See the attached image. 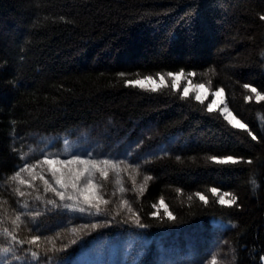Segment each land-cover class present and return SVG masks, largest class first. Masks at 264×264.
<instances>
[{
  "label": "trees",
  "instance_id": "16d2710c",
  "mask_svg": "<svg viewBox=\"0 0 264 264\" xmlns=\"http://www.w3.org/2000/svg\"><path fill=\"white\" fill-rule=\"evenodd\" d=\"M261 16L264 0H0V233L23 242L0 234V264H70L129 234L156 239L134 264H264V99L244 87L264 95ZM180 72L223 89L246 129L180 89L129 83ZM78 131L115 159L132 154L121 183L103 182L99 211L46 191L47 174L12 179L28 146ZM228 156L238 162L209 159ZM212 187L236 205L218 204Z\"/></svg>",
  "mask_w": 264,
  "mask_h": 264
},
{
  "label": "rangeland",
  "instance_id": "374dc122",
  "mask_svg": "<svg viewBox=\"0 0 264 264\" xmlns=\"http://www.w3.org/2000/svg\"><path fill=\"white\" fill-rule=\"evenodd\" d=\"M181 73V72H180ZM183 73V72H182ZM178 74V73H172ZM160 76H153L152 81H146V78L139 79L141 81H145L144 87L156 89L164 87V86H172L175 84V89L182 90L184 94V88H188V95L196 97L197 94L201 96V102H206L207 107L209 105L212 106V111H220L224 116H227L228 113L224 112V108L227 107L228 111L234 116L237 120L241 121L228 107L226 103L225 92L223 91L221 95L216 96L215 92L220 89L213 90L205 83H196L192 79V75L185 74L180 77L179 80H173L169 74L163 75L164 82H160ZM204 84L205 88L197 91L196 85ZM242 122V121H241ZM243 123V122H242ZM91 134V132H90ZM15 146L16 144H22V140L14 139ZM95 140L89 135L88 132L78 131L74 135L67 134L53 139H44L38 143V146H28L29 151L24 153V167L29 165H38L35 168V176L47 174L48 178L53 181V185L59 191H65L61 189L59 185L55 183V179L53 178L51 171L49 170L48 165L43 164L42 161L46 156L59 157L60 159H68L74 156H78L81 159H94V160H104L109 159L116 163L119 166V171L113 168H108V176L102 177L99 172H95L92 177L93 183L98 187L89 191V196H100L101 186L103 182L108 180V178L115 177V180L118 183H121V178L125 172L129 171V166L127 164H123L126 161V156L131 157L132 154L127 153L120 160L115 159L112 151L108 150H96L94 146ZM123 147V146H122ZM125 147V146H124ZM114 154V155H113ZM125 154V153H124ZM53 167H56L55 165ZM75 167V166H74ZM82 167V166H80ZM24 176L30 175L27 172L23 173ZM87 178V174L85 177L81 178L80 186L82 187ZM120 185V184H119ZM65 195H77L71 188H68L65 192ZM80 199L83 200L81 197ZM97 200H94L95 203ZM213 226L215 228H224L228 227L229 224L223 223L219 220L213 221ZM156 242V239L148 238L145 236L137 235V234H129L124 237L117 238H103L95 243L90 244L83 248L71 261L70 264H134L137 263L140 258L148 251L153 243ZM164 244L166 245V241H162L161 239L157 240V247L165 249ZM167 246V245H166ZM178 248V246H176ZM181 255L179 261H186L188 248H181ZM179 250L174 251L175 253L180 252ZM172 260V259H171ZM162 261V260H160Z\"/></svg>",
  "mask_w": 264,
  "mask_h": 264
},
{
  "label": "snow or ice",
  "instance_id": "6c2138e0",
  "mask_svg": "<svg viewBox=\"0 0 264 264\" xmlns=\"http://www.w3.org/2000/svg\"><path fill=\"white\" fill-rule=\"evenodd\" d=\"M260 19L264 20V16H261ZM184 75V73H178V74H172L169 73V76H171L173 78V80H179L180 77H182ZM189 75H195L194 73H190ZM146 81L148 82H153L151 77H147ZM160 82L163 83L164 82V76L161 75L160 76ZM132 85L135 86H139L141 88L144 87L145 85V81H141V80H136V81H130L129 82ZM154 83V82H153ZM174 87H176V85H173ZM197 91L204 89L205 85L204 84H197L196 86ZM245 88H248L252 93L256 94L257 97V101L264 99V95H261L260 92L257 91V89L255 87H252L250 85H244ZM150 90L152 91H156L157 89L155 87H152ZM223 92V89H220L219 91L215 92L216 96L221 95ZM184 95L187 96L188 95V88H184ZM198 101L201 100V96L199 94L196 95L195 97ZM248 99L250 100L251 97H248ZM207 110L209 112H211L213 110L212 106L209 105ZM224 112H227L228 115L225 116V119H227L228 123L230 125H232V127L236 128H240V129H246V125L244 123H242L241 121L237 120L234 116H232V114L228 111L227 107L224 108L223 110ZM251 135V133H249ZM252 139H256L255 136H252ZM209 159L217 164H235L238 161L236 159H234L231 156L228 157H224V158H218V157H209ZM43 164L48 165L49 170L51 171V174L53 176V178L55 179V183L57 185H59V187L61 189H64L65 191H59L56 188L52 187L51 184H49V182L47 180H44V184L47 185L46 191L50 190L52 191L56 196L59 197V199L61 201H64L65 199L67 200H79L81 197L83 198V201L85 204L89 205L90 207L96 208L97 211H99V203H103V204H107L108 201L107 200H103L102 197H96V196H89V191L93 190L95 188H97L98 186L95 185L93 183L92 177L94 176L95 172H99L100 175L102 177H107L108 176V168H113L116 169L117 171H119V166L114 163L113 161L109 160V159H104V160H94V159H81L78 156H74L72 158H68V159H60L59 157H53V156H46L44 158V160L42 161ZM247 163L251 164L252 161L248 160ZM56 167H53V166ZM38 165H29L25 168H21L19 171L16 172V174L12 177V179L14 181H17L20 185H24L26 183H28L26 180H24L21 177V173L22 172H27L30 175H32L35 171V168ZM75 166V167H74ZM82 166V167H80ZM85 174H87V178L85 180V183L83 184V186H80V180L81 178L85 177ZM41 179H43V177H40ZM32 179H36L35 175H32ZM151 177H145V182L147 180H150ZM135 182V181H133ZM250 183L253 186V189H255L256 187H258L257 184V180L256 178L253 176L252 178H250ZM29 187H31V185L29 184ZM68 188H71L74 192L77 193V195H65V192L67 191ZM16 191L19 193L20 196H24V192L20 191L19 188L16 189ZM121 191H123V189H121ZM140 191H143V187L140 188ZM211 192V194L215 197H217V203L220 204L221 206H225V207H232L233 205H236L237 202V197L229 192H224L221 193L219 189H217L216 187H212L209 190ZM196 196L203 201L205 204L208 203V199L206 198L205 195L201 194V193H196ZM189 199L191 200L192 197L190 196ZM97 200L98 202L94 203L93 201ZM49 203L55 204V201H49ZM127 201H124V204L127 205ZM160 203L163 205V200L160 201ZM79 211L84 212L86 211V209L84 207L79 208ZM165 214L167 215V217L169 219H175V217L173 216V214L170 211H167V207L165 206ZM20 220V217L17 216L15 218V220L12 221L13 224H16L17 221ZM136 223H139V217L136 218ZM92 227H96V225H92ZM7 237H9L12 242L15 243H23L22 241H17L15 235H13L12 233H10L7 229H4L2 233ZM39 239L38 236L33 237L31 241H29V243L35 244L37 242V240ZM72 243H75V241L73 240ZM53 251H55V245L53 243ZM10 251L9 248H4L3 252L4 253H8ZM33 256L37 255L35 252L32 253ZM212 264H216V260L213 259Z\"/></svg>",
  "mask_w": 264,
  "mask_h": 264
}]
</instances>
